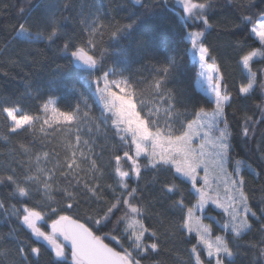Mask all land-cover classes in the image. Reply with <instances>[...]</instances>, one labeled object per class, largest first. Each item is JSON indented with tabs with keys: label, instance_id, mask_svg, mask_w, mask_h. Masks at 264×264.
Returning <instances> with one entry per match:
<instances>
[{
	"label": "snow or ice",
	"instance_id": "obj_1",
	"mask_svg": "<svg viewBox=\"0 0 264 264\" xmlns=\"http://www.w3.org/2000/svg\"><path fill=\"white\" fill-rule=\"evenodd\" d=\"M158 2L168 7L169 0ZM179 4L186 14L178 15L183 37L146 77L134 74L126 50L103 47L105 35L118 41L143 17L127 24L112 17L105 23L98 11L79 21V37L54 13L42 23L25 20L14 27L12 39L24 43L62 41L66 66L79 71L71 85L77 99L67 110L58 107L59 96L41 100L34 114L19 99L0 97V146L5 149L0 155L10 157L0 169V193H6L0 196V213L9 220V230L0 232V264H39L45 250L51 264H166L150 258L171 251L167 245L177 233L191 244L188 264H233L242 254L240 239L253 231L250 218L259 224L260 237L246 246L255 253L253 264H264V207L253 210L244 175L260 173L234 158V142L252 143L264 171V67L252 70L254 58H264V6L249 5V14L233 25L236 32L251 25L248 34L261 46L246 51L240 42L237 63L246 75L237 94L259 101L250 105L252 115L245 113L233 125L226 110L236 96L227 65L207 43L211 0ZM140 43L146 55L154 48L151 37ZM117 51L122 58L112 60ZM189 52L195 57L194 86H183ZM200 87L206 96L196 94ZM209 204L219 213L208 214ZM41 222L50 231L42 230ZM216 225L222 234H214ZM19 229L29 233L28 239L20 238ZM104 229L102 236L96 234Z\"/></svg>",
	"mask_w": 264,
	"mask_h": 264
},
{
	"label": "trees",
	"instance_id": "obj_2",
	"mask_svg": "<svg viewBox=\"0 0 264 264\" xmlns=\"http://www.w3.org/2000/svg\"><path fill=\"white\" fill-rule=\"evenodd\" d=\"M196 2H205V0H196ZM103 5L102 9L99 7ZM257 4L264 6L262 0H211V7L207 10L209 22L213 28L208 31L207 43L217 49L221 57L227 65L228 82L232 88L233 95L236 96L227 108L228 120L233 125H238L245 113L253 114L250 105L259 101V97L241 98L237 94L238 85L244 82L243 77L246 75L245 70L237 63L240 51L241 41H243L244 50L260 48L259 42L255 37L248 34L251 25L244 27L243 32H236L233 28L234 24H239V16L248 15V6ZM258 11V9H252ZM102 12L101 19L107 23L114 17L116 21L122 24L131 23L138 17H143V22L137 24L133 30L121 37L118 41H110L108 35L104 36L103 47L109 50H126L127 59L130 62L131 69L137 77H146L151 72V65L158 60H162L166 53L175 48L183 37V29L179 16H184L178 0H169L168 7L158 0H0V97H8L11 99H19L21 106L28 114H34L37 105L41 100L51 96L61 97L58 107L61 110H67L69 104L76 102L77 93L72 89L74 83L72 77L79 71L78 67L66 66L67 60L63 59V53L59 51V45L62 41L49 43L47 41L40 43H24L19 40L12 39L14 27H18L25 20L29 25L34 23H42L44 19L55 14L57 20L67 26L66 30L73 31L80 36L79 21L84 18H94L97 12ZM202 27V25H197ZM35 31V28L33 29ZM151 37L154 42V48L146 55L141 41ZM151 56V60L148 59ZM119 51L111 57L112 60H119ZM12 61H15L13 63ZM195 58L191 52L188 53L186 64L182 69L183 75L181 83L183 86H194V75L192 65ZM64 66L57 71V66ZM159 67V65H157ZM258 67H264V58L257 56L254 58L252 70ZM6 73V74H5ZM154 74V73H153ZM76 88L85 93L87 91L81 84L77 83ZM196 94L205 96L198 88ZM40 96V100L33 99ZM145 99H149L146 92ZM89 103L92 100L89 99ZM98 114V113H97ZM2 119V118H0ZM2 127V125H0ZM264 128V125H260ZM237 129L234 128L235 132ZM23 135V134H21ZM259 138V137H257ZM237 144L235 148L234 158L243 160L251 164L260 175L254 176L250 172L245 171L246 191L249 196V202L253 210L264 207V171H261L262 165L258 159L257 153L253 150V144H245L242 140L234 142ZM5 149L0 146V153ZM10 157L0 155V169H2L9 161ZM231 171V166H228ZM151 175L146 174L145 180H150ZM112 181H108L111 183ZM177 183H179L177 181ZM6 193H0L5 196ZM193 199H195L193 197ZM15 204L16 201H11ZM83 207L86 206H82ZM81 209L79 215L83 217L84 212ZM208 214H218L219 210L213 206L206 208ZM75 218L76 213H67ZM259 215V212H258ZM54 218V217H53ZM217 215V219H219ZM14 220V218H12ZM206 223L210 221L204 219ZM253 224V231L240 239V253L235 257L233 264H253L255 253L246 246L247 241L255 242L259 239L260 233L257 231L259 224L254 218H250ZM84 223V219H81ZM147 223V222H146ZM154 225L156 220L152 222ZM50 224V221H49ZM42 230L48 231V227L40 223ZM12 227L19 226L15 223ZM92 227V225H89ZM215 235L222 234L219 225L215 226ZM9 230V220L0 213V232ZM95 231V229H93ZM102 232H96L97 235H103ZM21 239H28L29 233L24 229H19ZM114 235L116 233H113ZM192 236L195 233L191 234ZM186 237L177 233L171 242L167 245L171 249L161 256L153 255L150 259L157 260L163 258L166 264H188L191 244L186 242ZM114 247L109 240H105ZM194 243L195 240H192ZM41 245L46 248V242L40 241ZM127 247V245H125ZM120 250L119 248H117ZM39 264H51V256L49 251H44L40 257ZM144 264H149L146 260Z\"/></svg>",
	"mask_w": 264,
	"mask_h": 264
},
{
	"label": "rangeland",
	"instance_id": "obj_3",
	"mask_svg": "<svg viewBox=\"0 0 264 264\" xmlns=\"http://www.w3.org/2000/svg\"><path fill=\"white\" fill-rule=\"evenodd\" d=\"M178 2H179V0H178ZM195 58V57H194ZM201 92H203V94L206 96L207 95V93H206V91L202 88V87H200V88H198ZM228 170H229V168H228ZM230 171V170H229ZM201 175H203V173H201ZM222 179V178H221ZM214 187H215V185H214ZM218 192H219V195H220V197H221V199L222 200H224L225 199V196H226V192H225V189H224V186H223V184L221 183L220 184V186H219V188H218ZM208 206H213L214 208H216L215 207V205H212V204H209V205H207L206 206V208L208 207ZM217 209V208H216ZM193 227H195V220H193ZM204 223H206L205 222V220H204ZM38 226H40V225H38ZM48 231H50V228H48Z\"/></svg>",
	"mask_w": 264,
	"mask_h": 264
},
{
	"label": "water",
	"instance_id": "obj_4",
	"mask_svg": "<svg viewBox=\"0 0 264 264\" xmlns=\"http://www.w3.org/2000/svg\"><path fill=\"white\" fill-rule=\"evenodd\" d=\"M73 219H77L75 217H73ZM82 222V221H81ZM83 223V222H82ZM105 243H108L107 241H105ZM110 247H114L113 245H111L110 243H108ZM118 250V249H117ZM119 251V250H118Z\"/></svg>",
	"mask_w": 264,
	"mask_h": 264
}]
</instances>
